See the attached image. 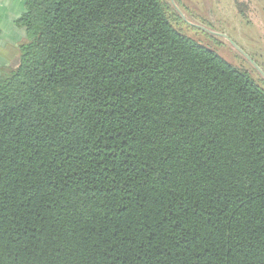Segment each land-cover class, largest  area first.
<instances>
[{
    "label": "trees",
    "instance_id": "trees-1",
    "mask_svg": "<svg viewBox=\"0 0 264 264\" xmlns=\"http://www.w3.org/2000/svg\"><path fill=\"white\" fill-rule=\"evenodd\" d=\"M15 25L0 264H264L259 73L171 0H24Z\"/></svg>",
    "mask_w": 264,
    "mask_h": 264
},
{
    "label": "rangeland",
    "instance_id": "rangeland-1",
    "mask_svg": "<svg viewBox=\"0 0 264 264\" xmlns=\"http://www.w3.org/2000/svg\"><path fill=\"white\" fill-rule=\"evenodd\" d=\"M172 3L185 22L192 25L181 26L187 37L212 49L226 62L249 71L255 80L260 77L250 61L264 74V0H172Z\"/></svg>",
    "mask_w": 264,
    "mask_h": 264
},
{
    "label": "crops",
    "instance_id": "crops-1",
    "mask_svg": "<svg viewBox=\"0 0 264 264\" xmlns=\"http://www.w3.org/2000/svg\"><path fill=\"white\" fill-rule=\"evenodd\" d=\"M24 12V0H0V69L17 56L24 32L15 25Z\"/></svg>",
    "mask_w": 264,
    "mask_h": 264
},
{
    "label": "water",
    "instance_id": "water-1",
    "mask_svg": "<svg viewBox=\"0 0 264 264\" xmlns=\"http://www.w3.org/2000/svg\"><path fill=\"white\" fill-rule=\"evenodd\" d=\"M172 1V0H171ZM178 13H179V15H180V17L181 18H183V16H182V14L178 11ZM201 30H203V31H206L207 33H209V34H211V35H216L215 33H212V32H210V31H207V30H204V29H202L201 28ZM222 37H224V36H222ZM225 39H227L226 37H224ZM231 45L237 50V51H239L246 59H248L243 53H242V51H240L234 44H232L231 43ZM249 60V59H248ZM250 61V60H249ZM250 63L252 64V66L254 67V69H256V71L263 77V79H264V74L260 71V69L258 68V67H256L251 61H250Z\"/></svg>",
    "mask_w": 264,
    "mask_h": 264
}]
</instances>
